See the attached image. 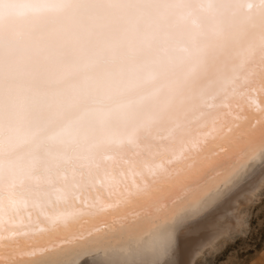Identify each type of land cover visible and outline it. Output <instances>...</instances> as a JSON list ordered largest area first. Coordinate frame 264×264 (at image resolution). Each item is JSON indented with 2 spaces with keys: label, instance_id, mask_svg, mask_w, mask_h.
Wrapping results in <instances>:
<instances>
[{
  "label": "bare ground",
  "instance_id": "bare-ground-1",
  "mask_svg": "<svg viewBox=\"0 0 264 264\" xmlns=\"http://www.w3.org/2000/svg\"><path fill=\"white\" fill-rule=\"evenodd\" d=\"M229 2L256 6L242 69L231 71L240 45L227 23L220 33L221 18L207 11L179 15L174 62L134 94L156 97L161 116L151 136L118 140L102 154L105 168L75 169L71 189L57 180L44 196L18 191L19 205L0 217V264H196L245 232L248 207L264 196L260 0ZM200 31L210 70L188 101L169 84L189 69L180 47Z\"/></svg>",
  "mask_w": 264,
  "mask_h": 264
},
{
  "label": "snow or ice",
  "instance_id": "snow-or-ice-1",
  "mask_svg": "<svg viewBox=\"0 0 264 264\" xmlns=\"http://www.w3.org/2000/svg\"><path fill=\"white\" fill-rule=\"evenodd\" d=\"M254 7L229 0H0V217L19 205L18 191L44 196L57 180L71 189L75 169L105 168L102 154L118 140L151 136L161 116L156 97L134 94L174 62L179 15L207 11L221 18L220 33L227 23L240 45L230 61L236 72L247 56ZM257 14L264 91V0ZM202 36L180 47L190 67L169 84L188 101L204 90L201 76L210 70Z\"/></svg>",
  "mask_w": 264,
  "mask_h": 264
},
{
  "label": "rangeland",
  "instance_id": "rangeland-1",
  "mask_svg": "<svg viewBox=\"0 0 264 264\" xmlns=\"http://www.w3.org/2000/svg\"><path fill=\"white\" fill-rule=\"evenodd\" d=\"M246 221L245 232L219 241L216 251L196 264H264V196L248 207Z\"/></svg>",
  "mask_w": 264,
  "mask_h": 264
}]
</instances>
